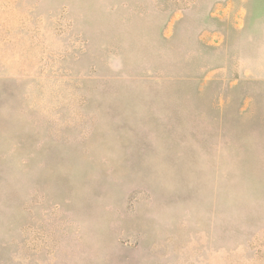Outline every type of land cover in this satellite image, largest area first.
Instances as JSON below:
<instances>
[{"label":"rangeland","instance_id":"374dc122","mask_svg":"<svg viewBox=\"0 0 264 264\" xmlns=\"http://www.w3.org/2000/svg\"><path fill=\"white\" fill-rule=\"evenodd\" d=\"M0 264H264V0H0Z\"/></svg>","mask_w":264,"mask_h":264}]
</instances>
